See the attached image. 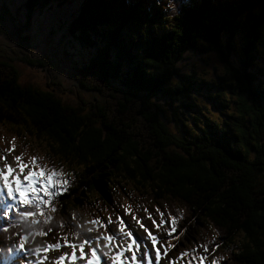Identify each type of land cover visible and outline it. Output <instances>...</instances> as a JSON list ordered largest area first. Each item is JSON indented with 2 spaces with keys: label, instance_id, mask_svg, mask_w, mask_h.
<instances>
[{
  "label": "trees",
  "instance_id": "1",
  "mask_svg": "<svg viewBox=\"0 0 264 264\" xmlns=\"http://www.w3.org/2000/svg\"><path fill=\"white\" fill-rule=\"evenodd\" d=\"M173 3L175 12L165 0H80L64 24L58 72L30 39L39 16L71 0L21 4L24 32H6L13 45L0 42V127L23 146L27 135L37 143L36 162L46 173L60 170L55 186L67 192L48 214H38L45 204L37 192L14 210L0 207V264L27 258L8 259L21 235L26 244L64 238L79 233L83 219L114 224L107 215L121 226L152 217L149 207L178 222L191 215L206 229L186 243L206 248L204 264H264V87L255 75L264 69V0ZM0 10L2 23L8 12ZM68 35L85 55L66 49ZM189 52L217 53L225 82L182 70ZM18 64L41 67L49 84L22 80ZM91 94L103 102H87ZM196 94L207 104L195 102ZM17 216L12 228L9 218ZM188 254L184 264H200Z\"/></svg>",
  "mask_w": 264,
  "mask_h": 264
},
{
  "label": "rangeland",
  "instance_id": "2",
  "mask_svg": "<svg viewBox=\"0 0 264 264\" xmlns=\"http://www.w3.org/2000/svg\"><path fill=\"white\" fill-rule=\"evenodd\" d=\"M25 0H0V9H3L7 11L8 13H4L3 17H7L5 21H2L0 23V42L3 43H9L10 45H13L14 36L10 33L8 36L6 35V32H15V29H18L19 32L23 33L25 30L24 23L26 21L25 18H23L21 9V4ZM80 0H71V4H67L66 6H57L52 7V9L48 10L44 13V15L39 16L38 20H35L34 22V32L31 36L30 41L32 42L33 49L37 51L38 54L45 55L46 58L50 59V63L54 65L55 70L58 72L59 66L63 65V60L61 57V48L62 43L64 39L66 38V33L64 31V24L68 20L69 16L71 15L72 11L77 7ZM0 10V15H1ZM13 18V20L10 19V17ZM67 42H65V45L67 46V50L72 51L74 55L80 54L81 56L85 55L86 52H83V49L80 50L82 53H78L75 51L70 44H73L72 36L68 35ZM79 51V52H80ZM19 55V54H18ZM217 53H208V54H202V55H195L192 52H189L185 55V58L182 59V61L179 63L180 67L184 71H188L189 69H193L199 72H204L203 76L208 79L209 81H216L218 80L219 83H224L225 81H221L217 75H222L223 70L221 68V65L216 57ZM88 56V55H87ZM33 59H37L38 56L32 57ZM232 59H235L232 58ZM40 63H42V60L40 59ZM233 65H236L234 60H232ZM18 67L22 74V80L29 81L33 80L38 82L41 86H44L45 84H49V80L45 82L46 72L41 67H31L28 65H21L18 64ZM259 71L255 72V75L257 74V78L262 80V85L264 87V69L262 68ZM50 75V73L48 74ZM47 75V76H48ZM227 77L230 79V76L227 75ZM43 82H45L43 84ZM66 86V85H65ZM67 87V86H66ZM69 92V91H68ZM64 93H67V90L64 91ZM83 94L80 93V96ZM97 95H87L84 97L87 102L90 101L92 98L93 100H96L97 106L101 104L103 101L100 99V102L97 100ZM194 101L207 104L206 100L199 94H196L194 96ZM206 112L212 111L208 106L204 107ZM170 109L167 108L165 111V114H169ZM184 112V115H186V112ZM215 113V112H214ZM169 117V116H168ZM182 120H184V117H180ZM170 126V124H168ZM172 132L174 130L170 128ZM28 139L25 142V145H22L21 140H17L10 132H8L7 128L5 126L0 127V171H3V164L8 163L9 166L13 169L11 173L8 174V178L11 181V177L15 175L22 184H25L26 181L24 180V176L26 175L27 171L31 169L33 172H35L37 169H39V166L37 165L36 161L33 162L31 158L34 157V153L39 150V146L37 143H35L33 140H29V136L27 135ZM24 144V143H23ZM3 148V149H2ZM11 149V150H9ZM41 153H43L41 151ZM21 155L22 156V163L25 165L23 170L17 167V161L13 159L14 156ZM57 176L60 174V170L54 171ZM13 192L10 196L8 194L7 189L4 187L3 181H0V203H3L5 205L10 206H23V203L20 202L19 194L15 191V184L12 183ZM36 189L41 188V183L37 181L33 185ZM48 191L51 193L50 196H46L43 192V194L46 196V198H43L44 200H47L48 203L45 204V209L39 211L38 214L42 213H49L50 209L49 205H51L52 195H55V203L58 200L56 198L57 196V190L51 186ZM28 196V193H27ZM123 201H121L122 203ZM105 203V202H103ZM102 203V204H103ZM120 203V204H121ZM121 206L117 207V210H121ZM149 214H154L159 222H155L156 226H146L149 229V232L154 234L157 238V249L160 250L161 256L160 260L157 261L155 259V256L153 254V248L151 245V241L148 238V233H145L144 230L138 225L136 222L126 223L123 225V229L127 230L132 234L131 240L127 238L126 235L122 234V228L121 226H118L117 230V221L114 222V217H110L107 215V219L109 220V223H114L112 225L106 226L103 224V218H99L97 220L96 229L91 225V223L87 219L81 220L80 223L75 224L74 229L81 228L83 231L80 235H68L65 238L61 237H51L46 236L45 238H40L35 241H33L28 249H25L26 243L22 246L15 247L16 252L9 253L8 259H10L12 256L20 255L22 253H27V258L25 259H19L15 260V264H83V261L77 259V260H68L67 257L62 262H57L56 258L61 255V253H67L69 255L72 254V247L71 244H76L80 240L87 238L89 241H91V245L99 244L101 247L97 248V253L100 256V264H111L110 257L112 254L116 251H119L122 253V259L123 264H131V256L135 255L137 258L138 264H169V262L176 260L178 255L176 253H170V250L167 254H164V248L167 247L168 244H170L173 240L177 241L178 244L182 245L187 243L190 237H196L198 231H205L198 222H195V219H192L191 215L186 217H182L179 222L178 221H171L169 222L168 217L164 216L159 208L157 207H149ZM111 214L112 216L116 214ZM150 214V215H151ZM12 220V219H11ZM165 221V223L161 224V221ZM125 222L132 221L130 219L125 220ZM194 223V225L192 224ZM144 225V224H143ZM170 227H175L178 230L174 232L171 236L168 234V231L166 229ZM212 232L210 229H208V233ZM105 234L112 235L116 238L115 243H111L109 241H106L104 239ZM65 239L69 242L68 245H65ZM132 240L136 241V244L134 245L133 251L129 252L127 251L128 245L132 242ZM59 243L60 247L57 249H48L45 251L36 252L35 250L39 247L41 249L44 248L46 244H55ZM161 244L164 245V247H161ZM89 245V246H91ZM104 245H108L107 248L104 247ZM87 247V246H86ZM143 249H147L149 252V257L147 260L143 259ZM202 250L203 254H206L207 251L204 248H199ZM79 248L76 250L77 257L79 256ZM136 252V253H134ZM196 255H198V250L196 252ZM41 257H46V259L41 260ZM5 260V259H4ZM175 264H178L176 262ZM180 264L182 262L180 261ZM209 264V263H206Z\"/></svg>",
  "mask_w": 264,
  "mask_h": 264
},
{
  "label": "snow or ice",
  "instance_id": "3",
  "mask_svg": "<svg viewBox=\"0 0 264 264\" xmlns=\"http://www.w3.org/2000/svg\"><path fill=\"white\" fill-rule=\"evenodd\" d=\"M11 150V149H9ZM13 159L15 161H17V167L20 168L21 170H23V168L25 167V165L21 162L22 161V156L21 155H16L13 157ZM33 162H35V158H31ZM3 171H0V181H3L4 187L7 189L8 194L11 196L12 192H13V188H12V183L15 184V191L19 194V199L21 203L24 204H28L30 201L27 197V193L31 192L33 194H35L37 191H42L44 192V194L46 196H50L51 193L48 191V189L56 184H59V181H56L53 179V176L56 175V173L54 172H48L45 173L43 170L41 169H37L35 172H33L31 169H29L26 173V175L24 176V180L26 181L25 184H22L20 182V180L13 175L11 177V181L8 178V174L11 173L13 171V169L9 166L8 163H4L3 164ZM37 181H39L41 183V188L40 189H36L35 187H33L34 183H36ZM39 198L36 197L35 195L33 196V200H38ZM42 203L47 204L48 201L44 200L42 201ZM39 203L36 204L37 209H39ZM128 209H125V212H127ZM34 215V213L32 212H24L21 213L22 217H32ZM135 222L140 225V227L144 230L145 233H148V238L151 241V245L153 248V254L155 256V259L157 261L160 260V256H161V252L159 249H157L156 245H157V238L154 234H152L151 232H149V229L143 225L138 219L135 218V216L133 217ZM174 218L169 217L168 220L169 222H171ZM33 224L36 223L35 220L32 221ZM165 223V221H161V224ZM153 226L155 225V221H153ZM121 228H122V234L126 235L127 238L129 240H131V236L132 234L130 232H128L127 230L123 229V225L121 224ZM168 231V234L171 236L174 232H176L178 229L175 227H170L168 229H166ZM46 235V233L44 232H39V233H30V235ZM26 237L24 235L20 236V241H21V246L23 245L24 241H25ZM104 239L106 241H109L111 243H115L116 238L113 237L112 235H108L105 234ZM68 241L67 239H65V245H68ZM136 244L135 240H132V242L128 245V249L127 251L132 252L134 245ZM91 241H89L87 238L80 240L78 243L76 244H71L70 246L72 247V254L69 255L67 253H61V255L59 257L56 258L57 262H62L65 260V258L67 257L68 260H81L83 261V264H100V256L97 253V248L101 247V245L96 244V245H91ZM87 246V247H86ZM60 247V244L57 242L55 244H46L44 246L43 249L41 248H37L35 251L36 252H40V251H47L48 249H57ZM105 248L108 247V245H104ZM161 247L163 248L164 245L161 244ZM175 245L173 244H168L166 248H164V254H167L168 251L172 248H174ZM77 248H79V256L77 257L76 255V250ZM206 250V248H205ZM143 259L147 260L149 257V252L147 249H143ZM213 251H215V248H213ZM187 253H181V256L186 255ZM46 259V257H41V260ZM111 260V264H123V259H122V253L119 251H116L112 254V256L110 257ZM131 264H138L137 258L135 257V255L131 256ZM169 264H172V262L170 261ZM200 264H204V258L201 256L200 258ZM212 264H217L216 260H213Z\"/></svg>",
  "mask_w": 264,
  "mask_h": 264
},
{
  "label": "clouds",
  "instance_id": "4",
  "mask_svg": "<svg viewBox=\"0 0 264 264\" xmlns=\"http://www.w3.org/2000/svg\"><path fill=\"white\" fill-rule=\"evenodd\" d=\"M157 2L159 3V0H157ZM165 6H166L171 12H175V11H176V8H175V5H174V3H173V0H165ZM3 215H4V216H7V215H8L7 208L4 209V211H3ZM21 219H22L21 216H17V217H15L12 221H9L10 226H11L12 228H15V226H16L17 224L20 223ZM21 227H23V228H29V227H30V222H25V223H23V224L21 225ZM196 252H197V250H195V251L193 252V255H195V256L198 257V256L200 255V252H199V250H198V255H196Z\"/></svg>",
  "mask_w": 264,
  "mask_h": 264
},
{
  "label": "flooded vegetation",
  "instance_id": "5",
  "mask_svg": "<svg viewBox=\"0 0 264 264\" xmlns=\"http://www.w3.org/2000/svg\"><path fill=\"white\" fill-rule=\"evenodd\" d=\"M187 243H188V241H187ZM171 244H173V245H175V247H177V245H176V242H174V240H173V242L171 243ZM186 245H188V244H182V246H180L178 249H180L179 250V253L181 254V253H184V250H183V247H185ZM183 257V256H182ZM183 263V262H182ZM184 264V263H183Z\"/></svg>",
  "mask_w": 264,
  "mask_h": 264
},
{
  "label": "water",
  "instance_id": "6",
  "mask_svg": "<svg viewBox=\"0 0 264 264\" xmlns=\"http://www.w3.org/2000/svg\"><path fill=\"white\" fill-rule=\"evenodd\" d=\"M5 127H8V126H5Z\"/></svg>",
  "mask_w": 264,
  "mask_h": 264
},
{
  "label": "bare ground",
  "instance_id": "7",
  "mask_svg": "<svg viewBox=\"0 0 264 264\" xmlns=\"http://www.w3.org/2000/svg\"><path fill=\"white\" fill-rule=\"evenodd\" d=\"M143 218V217H142Z\"/></svg>",
  "mask_w": 264,
  "mask_h": 264
}]
</instances>
